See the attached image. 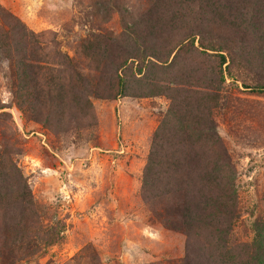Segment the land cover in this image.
I'll return each instance as SVG.
<instances>
[{"label": "rangeland", "instance_id": "obj_1", "mask_svg": "<svg viewBox=\"0 0 264 264\" xmlns=\"http://www.w3.org/2000/svg\"><path fill=\"white\" fill-rule=\"evenodd\" d=\"M0 264H264V0H0Z\"/></svg>", "mask_w": 264, "mask_h": 264}, {"label": "trees", "instance_id": "obj_2", "mask_svg": "<svg viewBox=\"0 0 264 264\" xmlns=\"http://www.w3.org/2000/svg\"><path fill=\"white\" fill-rule=\"evenodd\" d=\"M221 59H222V64L224 63L223 60L225 59L223 56H220ZM259 88H262V87H259Z\"/></svg>", "mask_w": 264, "mask_h": 264}]
</instances>
